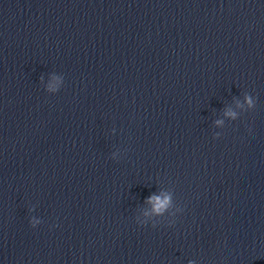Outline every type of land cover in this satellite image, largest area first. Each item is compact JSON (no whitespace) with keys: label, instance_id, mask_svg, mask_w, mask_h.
I'll return each instance as SVG.
<instances>
[{"label":"clouds","instance_id":"9594fccd","mask_svg":"<svg viewBox=\"0 0 264 264\" xmlns=\"http://www.w3.org/2000/svg\"><path fill=\"white\" fill-rule=\"evenodd\" d=\"M246 102L249 104V106L253 105V99L251 96L245 97ZM226 115L231 116L232 118L236 117V113L234 112H226ZM217 123H221L220 121H217ZM148 202L153 204V211L157 214H161L164 210H166L170 206V197L164 196L163 198L157 197V196H151L148 198Z\"/></svg>","mask_w":264,"mask_h":264}]
</instances>
